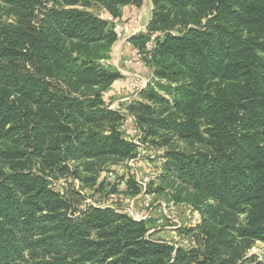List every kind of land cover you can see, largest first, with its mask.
I'll return each instance as SVG.
<instances>
[{
    "label": "trees",
    "instance_id": "1",
    "mask_svg": "<svg viewBox=\"0 0 264 264\" xmlns=\"http://www.w3.org/2000/svg\"><path fill=\"white\" fill-rule=\"evenodd\" d=\"M150 1L146 33L130 40L138 48L162 32L148 50L153 78L126 110L143 143L163 130L198 145L167 148L158 178L195 191L203 221L181 230L206 240L192 250L196 260L226 264L217 251L233 250L234 240L264 242V0ZM0 2L13 17L0 21V264H20L10 262L15 252L33 264H186L187 253L152 238L150 219L108 205L75 213L79 193L77 201L55 191L46 177H82L86 162L136 157L119 129L124 114L102 96L120 78L99 64L115 34L87 9L114 14L143 0H54L42 18V0ZM105 178L94 192L121 189V178ZM133 179L129 193H139ZM151 186L142 190L166 195Z\"/></svg>",
    "mask_w": 264,
    "mask_h": 264
},
{
    "label": "rangeland",
    "instance_id": "2",
    "mask_svg": "<svg viewBox=\"0 0 264 264\" xmlns=\"http://www.w3.org/2000/svg\"><path fill=\"white\" fill-rule=\"evenodd\" d=\"M142 5V4H141ZM55 7L54 0H42L41 7L35 8V14H40L41 18L43 16V13L45 11V7L47 9H50L51 7ZM67 7V6H64ZM81 8V6H78ZM127 7V5L122 6L117 13L110 14V12L105 8L102 7L100 4L90 3V6L88 7V11L91 12L94 15H97L99 18L106 20L108 28L112 30L115 34V39L113 40L109 52L107 53V58L101 59L99 61V64L103 66H108L114 71L118 72L117 66L113 65L110 61V55L113 53V51L118 49V42H121L123 39V34L125 32L124 28L129 30L127 25H125L126 21L121 22L122 18L126 17V14H124L125 10L124 8ZM140 7V6H139ZM7 8L3 6V4L0 2V21H6L11 22L13 17L10 15V13H7ZM124 12V13H123ZM135 16L139 20L140 25V18L135 14ZM121 22L120 29L115 30V23ZM131 31V30H130ZM147 28L144 32H137L133 33V35L136 36V34L146 33ZM132 32V31H131ZM173 32H176L174 30ZM120 33V36H119ZM132 35V36H133ZM157 36H162V32H155L152 34L151 37L148 38V40L143 43V40L140 38L138 39L137 43H140V46L137 48L133 45L130 38V43L135 47L137 50L134 54H130L129 57L123 58V66L126 65H133L135 64L129 63L133 60L139 59L144 61L145 63H148L146 60L149 59L147 57V54L149 53V49L154 46V42ZM118 51V50H117ZM150 66V65H149ZM135 68H137L135 66ZM133 74V73H131ZM129 74V75H131ZM128 75V76H129ZM127 76V78H128ZM128 87V86H126ZM130 100H124L121 102H114V100H109L107 103L109 104V107L112 109L120 110L123 114L125 113L126 106ZM124 118V117H123ZM134 126L133 122H128L127 126L130 125ZM131 132V129H130ZM158 137H148L145 141L147 143H143L145 145L144 152L140 155V157H135L133 160L129 159L126 161H116V163H113L112 159H98L92 162H86V168L88 170H85L84 168H80L81 172L80 175L84 179H89L88 181L84 182L82 180V177H73L71 175H61L60 173L55 174H47L46 177L49 180V187L52 188L55 191L62 192L65 194V192H71L72 196H74L75 191H77L80 195V201L77 205H73L74 208L78 210H84L85 208L89 207L90 205H96V206H107V202H109L110 197L109 195H104L106 189L102 188L100 191L94 192L95 186H93L94 182L100 180V177L106 176L105 180L106 182H111V180H115L118 178L120 179V188L117 192L113 194V196H117L118 200H113V204L120 203L117 206H111L117 209V211L124 213L128 216L129 211L127 209L128 206L131 204L134 205L142 204L143 199V193H145L142 188H145V186L148 188L150 183L152 182V188L155 186H159L164 188L163 192L166 195L162 194H156V193H146L148 194V198L150 200V206H151V214L146 217L144 220L150 219L149 222V231L152 233V238L157 239H163L175 246V248L181 249L186 254L187 260L186 264H201L199 263V260L202 259V256H198V261L196 260V256L194 252L192 251L194 248L204 249L206 240L203 239V237L200 235V233L196 230L192 232H184L181 229L185 227H194L197 228L203 221L201 212L195 207L196 204H198L197 197L195 196V191H193L192 188L188 186H183V188L178 187V181L174 182H165L162 184L161 180L158 178L161 174V164H163V154L165 150L169 147H183V148H191L193 146H198L196 143L193 145H189V141H184L180 139H175L170 137L166 131H159ZM163 139V140H162ZM162 140V141H161ZM152 141V142H151ZM144 161L146 166H142V162ZM73 164V163H71ZM76 164V163H74ZM110 176V178H109ZM133 177V181L137 184L136 186L140 189L139 193H129V187L128 184L125 182L127 178ZM80 178V179H79ZM94 178L93 181L90 179ZM173 180V179H172ZM128 187V188H126ZM178 193L179 198H183V200H177L175 199V203L172 204V207H169V209L166 207L164 209V204L161 205L159 201L166 202L168 198H171L173 194ZM69 195V194H68ZM71 196V195H70ZM74 198L77 200L78 196H74ZM75 201V200H74ZM78 201V200H77ZM206 203L208 204H214L212 200H206ZM204 205V203H202ZM161 207L160 212H156L152 214V211L157 208ZM141 209L142 206L138 207V209ZM204 210V208L202 207ZM206 211H204L205 213ZM245 214H236V217H238V220L243 219ZM131 217V216H130ZM198 218L200 220H198ZM217 221V220H216ZM180 227V228H178ZM178 228V229H176ZM235 245L233 246V250L229 251L227 249L225 250H219L217 251V261H222L225 259H229L226 264H256L258 261L262 260L264 261V242L260 240L253 241L251 244L247 242H240L239 239L234 240ZM16 261L20 264H33L31 260L28 259V252H24L21 256H19L16 252L12 254L10 258V262ZM9 262V263H10ZM185 264V263H184Z\"/></svg>",
    "mask_w": 264,
    "mask_h": 264
},
{
    "label": "crops",
    "instance_id": "3",
    "mask_svg": "<svg viewBox=\"0 0 264 264\" xmlns=\"http://www.w3.org/2000/svg\"><path fill=\"white\" fill-rule=\"evenodd\" d=\"M124 14L127 12H132L139 16L140 18V31L144 32L147 28L148 22L150 20V15H151V10H152V4L150 0H143L142 5L140 7H131L127 5V7L124 8ZM125 32L123 34V39L121 42H118V51L115 49L113 53L110 55V61L113 65L117 66V69L120 74V78L116 79L113 81V83L103 91L102 96L104 101L107 103L109 100H114V102H121L124 101L123 98H126L130 94V90L128 89L127 86V76L131 73L134 72H140L135 66L133 65H126L125 67L123 66L122 59L129 57L130 54H134L137 50L135 47L130 43L129 38L133 35V33L128 30L125 26L124 28ZM141 76L143 78H148L149 77V72L143 71L140 72ZM121 100V101H120ZM129 100V99H125ZM133 125L131 124L130 126H120L119 129L123 134L125 135V138L128 139V135L130 134V129H132ZM142 166H146L144 161L142 162ZM110 200L107 202L108 206H117L120 203H111L113 200H118L119 198L117 196L110 195ZM161 205H163L165 202L159 201ZM135 206V205H134ZM161 207H157L152 211V214L156 213L157 211L160 212Z\"/></svg>",
    "mask_w": 264,
    "mask_h": 264
},
{
    "label": "built area",
    "instance_id": "4",
    "mask_svg": "<svg viewBox=\"0 0 264 264\" xmlns=\"http://www.w3.org/2000/svg\"><path fill=\"white\" fill-rule=\"evenodd\" d=\"M123 21H126L125 25H127V27L129 28V30L132 31V33L140 32L139 20L135 16L134 13L128 12L126 14V17L121 19V22H123ZM121 22L114 24V26H115L114 29L115 30L120 29ZM119 36H120V33H119ZM147 57L150 58V53L147 54ZM148 60L149 59H147L146 61H148ZM132 62L135 64V66L137 67V69L140 72H143V71L147 70L150 74H149L148 78H143L141 76L140 72H134L133 74L129 75L128 78H127V86H128V89L130 90V94H129L128 97L123 98V100H125V99H129L130 100V99L136 97L138 91L141 90L153 78L152 68L148 65V63H145L144 61L139 60V59L133 60V61H131L129 63H132ZM124 116L125 117L123 118L122 123H121V126H123V127L126 126L128 122H133L132 116H130L127 113V111H125ZM127 137H128V140H130V141H132L133 143L136 144V146H137L136 157L137 158L140 157V155L144 152L145 145L142 143L141 133L136 128V126L132 127L131 132H130V134ZM131 160H133V159H131ZM109 178H110V176H109ZM143 196H144L143 197L144 200L142 201V204H140L142 206L141 209L137 210V209H135V206L133 208L132 204L127 207L128 211H129V215L135 220L145 219L146 217H148L151 214L150 210L152 208L150 206V200L148 198V194L143 193ZM172 204L173 203L170 202V201L169 202H165L164 205H163L164 209L166 207L169 209V207H172ZM198 220H200V219L198 218Z\"/></svg>",
    "mask_w": 264,
    "mask_h": 264
}]
</instances>
